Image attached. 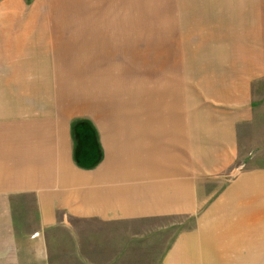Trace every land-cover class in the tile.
<instances>
[{"label":"rangeland","instance_id":"1","mask_svg":"<svg viewBox=\"0 0 264 264\" xmlns=\"http://www.w3.org/2000/svg\"><path fill=\"white\" fill-rule=\"evenodd\" d=\"M54 1L53 8L48 0H0V87H6L5 93L0 91V158L9 153L2 142L9 125L15 130L13 145L24 139L19 122L25 118L30 123L42 117L90 119L105 129L111 148L119 140L125 143L128 149L122 152L128 155L143 134L144 139L151 135L146 127L160 124L162 130L161 122H170L173 132L172 125L187 119L190 132L175 129L178 159L167 161L175 163L177 172L191 164L192 205L126 221L91 223L69 217V223L40 229L32 222L34 206L13 207L12 213L0 207V264H264V231L249 229L253 222L247 199L238 195L248 182L249 158L258 161L259 154L264 161V125L250 118L237 125L233 153L223 161L230 166L219 170L214 166L217 157H200L201 145L217 144L207 131L201 137L200 120L214 119L200 108L201 102L215 91L222 93L226 85L214 77L222 69L207 61L208 41L214 40L210 32L169 29L174 24L168 21L167 0ZM21 21L55 26L41 33L16 28ZM29 32L35 37L19 39ZM223 34L214 47L226 42ZM38 37L64 38L71 44L61 53L57 45L37 43ZM251 89L253 103H264V78L251 82ZM126 118L133 119H128L122 139L120 126ZM142 119L152 125L141 126ZM82 121L71 125L75 144L89 134L82 132L87 128ZM200 167L206 174H197ZM233 181H241L235 197L223 200L221 194Z\"/></svg>","mask_w":264,"mask_h":264},{"label":"crops","instance_id":"2","mask_svg":"<svg viewBox=\"0 0 264 264\" xmlns=\"http://www.w3.org/2000/svg\"><path fill=\"white\" fill-rule=\"evenodd\" d=\"M48 2H53V8L56 6L54 0ZM4 5L10 7L8 3ZM167 6L168 21L174 24L169 25V29L200 30L203 35L204 31H209L210 38L214 39L208 41L211 48L209 53L206 52L207 61L217 63V67L222 69V75L214 77L223 78L226 85L222 93L215 91L206 98V103L201 102L200 108L214 117L200 120L203 127L201 137L207 131L208 138L216 139L217 144L206 148L201 145L199 152L200 157H217L214 166L221 170L230 166L228 161H223L230 159L233 153V141L236 139L233 136L238 133L237 125L248 118L257 126L261 123L264 125V103L256 105L251 97V82L264 78V0H167ZM19 25L23 29H35L41 33L55 26L53 22L48 26L45 22L29 21L14 24L16 28L21 27ZM220 31L226 35V42L221 48H216L214 45L219 46L217 38ZM32 36L35 37L34 33H24L19 39L30 40ZM1 38L4 37L0 32ZM36 39L37 43L59 46L61 53H65L63 47L69 49L71 44L65 42L64 38L60 42L55 38ZM203 41L204 36V47ZM225 44L229 47H224ZM5 89L0 87L2 93H5ZM116 115L110 114L113 117ZM133 117L137 119L136 114ZM80 119L84 121L79 124L87 127L82 128V132L89 134L82 143L75 144L71 125ZM128 119L133 118L122 119V139L128 133L124 130ZM11 121V125H16ZM107 121L109 124L113 122ZM19 123L24 124V139L13 145L10 137L15 130L9 125L2 140L9 153L0 158V207L12 213L13 207L34 206L35 210L32 209L30 214L35 215L32 222L41 226L38 229L52 227L59 221L69 223L70 218L91 223L126 221L160 212H175L178 207L190 208L192 205L191 164L177 172L175 163L167 161L178 159L177 150L174 151L175 139H178L176 127L186 135L187 130L191 131L190 120L184 119L172 125V132L170 122H161L165 127L162 130L160 124L148 129V125L152 124L142 119L139 124L148 126L144 131H149L151 135H146L144 139L143 134L141 143L136 141L130 155L122 152V149L127 151L128 148L120 140L111 148L107 136H104L105 129L96 128L100 124L87 118L42 117L31 123L25 118ZM161 134H165L163 139ZM12 150L18 152L12 153ZM260 157L258 154V161L249 158L247 185L243 186L244 192L240 187L238 189L239 197L247 199L249 222H253L249 224V229L253 231H264V161L261 163ZM201 167L197 174L205 173ZM240 182L233 181L228 185L221 194L222 199H233ZM213 205L218 206V202L215 201ZM39 234L30 235L29 238L34 239ZM11 236L13 239L14 235ZM41 258H47L45 251H42ZM2 262L16 264L15 261Z\"/></svg>","mask_w":264,"mask_h":264}]
</instances>
